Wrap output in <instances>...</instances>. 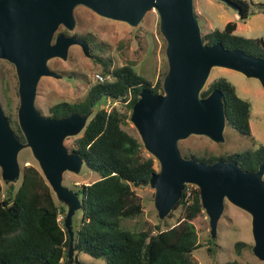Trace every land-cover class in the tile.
<instances>
[{
  "label": "water",
  "instance_id": "1",
  "mask_svg": "<svg viewBox=\"0 0 264 264\" xmlns=\"http://www.w3.org/2000/svg\"><path fill=\"white\" fill-rule=\"evenodd\" d=\"M240 12L234 0H221ZM84 5L102 17L137 25L145 13L155 9L159 30L166 41L167 70L162 92L142 87L133 103L130 120L143 146L159 163L150 176L153 204L159 218L173 209L185 183L199 189L200 201L209 218V232L216 235L225 201L251 215L253 253L264 261V165L242 169L235 160L206 162L183 156L178 142L190 134L224 140L226 124L222 92L213 88L201 95L213 66L256 77L264 87V58L239 48H227L220 41L207 43L201 32L193 0H0V59L14 65L19 103L17 121L24 134L14 133L0 102V175L4 183L15 182L23 170L18 152L29 147L39 168L66 204L64 225L69 234L67 257L74 258L72 216L81 208L77 191L63 184L64 171H78L83 159L64 143L86 124L91 111L60 117L46 116L35 105L36 88L43 75L60 77L50 68L52 57L66 59L71 44L80 45L92 56L89 43L78 34L57 31L75 26L74 8Z\"/></svg>",
  "mask_w": 264,
  "mask_h": 264
},
{
  "label": "trees",
  "instance_id": "2",
  "mask_svg": "<svg viewBox=\"0 0 264 264\" xmlns=\"http://www.w3.org/2000/svg\"><path fill=\"white\" fill-rule=\"evenodd\" d=\"M234 1L240 6V17L246 18L250 12L248 2ZM236 26L235 20H228L222 28L205 32V41H220L227 48H239L264 58V39L237 34ZM81 37L91 42L85 35ZM92 55L107 78L99 81L92 77L86 92L76 100L56 99L49 105L47 115L60 117L91 111L84 127L73 137L74 145L69 148L99 175L93 181L74 184V190L81 197V217L74 229L73 261L69 262L67 257L66 204L58 205L37 161L24 159L19 183L17 186L15 182L5 184V192L0 196V264H83L78 259L80 252L103 259L102 264H199L193 255V250L200 245L193 219L204 210L197 186L191 187L190 195L185 198L184 184L173 207H180L181 213L173 224L162 227L145 220L139 230L120 226L122 218L142 214V196L135 188L149 185L150 176L158 170L155 157L145 150L131 124V109L142 87L152 93L162 92V78L152 82L131 62L112 66L111 58ZM165 72L166 69L163 74ZM213 88L222 92L226 123L239 134L249 136L251 102L239 96L235 85L225 76L210 81L201 95H207ZM102 99H108L110 106H99ZM6 115L15 135L24 141L18 121L11 118L10 112ZM194 157L206 162L235 160L242 169L255 170L264 165V144L242 152L219 155L206 152ZM2 189L0 175V193ZM246 244L237 240L235 247L239 249ZM221 264L239 262L228 259Z\"/></svg>",
  "mask_w": 264,
  "mask_h": 264
},
{
  "label": "rangeland",
  "instance_id": "3",
  "mask_svg": "<svg viewBox=\"0 0 264 264\" xmlns=\"http://www.w3.org/2000/svg\"><path fill=\"white\" fill-rule=\"evenodd\" d=\"M246 1L250 12L246 18L242 19L237 9L221 0H193L194 11L198 16L202 34L216 27L222 28L228 20H235L237 22L235 33L264 39V4H261L264 0ZM74 16L73 30L60 25L56 32H74L80 36L85 35L91 40L89 43L91 54L96 53L111 58L112 66L131 62L139 73L152 82H156L159 78L163 79V72L167 70L166 41L159 31L158 15L155 9L148 10L141 22L135 26L102 17L84 5L75 6ZM48 65L61 76L43 75L37 84L35 105L46 116L49 113V105L56 99L76 100L82 97L94 73L100 72V64L94 61L93 55H85L77 44L69 46L66 59L52 57L48 60ZM221 75L235 85L239 96L251 102V134L241 135L227 123L223 130L224 140L219 142L205 135L190 134L178 142L183 156H185L184 153L194 157L206 152L213 155L229 151L242 152L264 144V87L256 77H249L240 71L221 66L212 67L205 86ZM17 85L14 65L5 59H0V102L5 113L10 112L11 118L16 120L19 103ZM110 104L108 99H102L99 106L109 107ZM73 137L75 135L66 136L64 139L68 148L74 145ZM17 157L21 167L24 159H34L28 146L20 149ZM155 163L158 168L156 159ZM98 176L97 171L82 162L78 171H64L62 182L67 187L75 189L74 184L90 182ZM19 181L20 178L15 181V186ZM5 184L3 181L0 196L5 192ZM135 189L142 196L143 212L137 217L122 218L121 227L139 230L144 226L145 220L159 223L162 227L176 222L181 213L180 207L173 208L172 215L161 219L153 204L154 189L150 185ZM57 202L60 207L65 206L63 201L57 199ZM61 216L60 214L59 217ZM80 217L81 210L77 209L72 216L73 229L77 227ZM193 223L200 242V245L193 250V255L199 264H221L228 259H237L239 264H264V261L259 259L251 249L254 242L251 232V215L244 209L226 200L214 237L209 232V218L205 212L196 216ZM237 240H242L247 244L236 249ZM208 247L211 250H208ZM78 259L83 264L104 263L103 259L85 252H80Z\"/></svg>",
  "mask_w": 264,
  "mask_h": 264
},
{
  "label": "built area",
  "instance_id": "4",
  "mask_svg": "<svg viewBox=\"0 0 264 264\" xmlns=\"http://www.w3.org/2000/svg\"><path fill=\"white\" fill-rule=\"evenodd\" d=\"M94 77L97 79V80H99V81H104L106 78H107V76L106 75H104L103 73H101V72H96V73H94ZM185 198H187L189 195H190V193H191V187H193V186H195L193 183H185Z\"/></svg>",
  "mask_w": 264,
  "mask_h": 264
},
{
  "label": "flooded vegetation",
  "instance_id": "5",
  "mask_svg": "<svg viewBox=\"0 0 264 264\" xmlns=\"http://www.w3.org/2000/svg\"><path fill=\"white\" fill-rule=\"evenodd\" d=\"M65 34H68V35H70V34H76V33H74V32H68V33H65ZM80 36V35H79ZM81 37V36H80ZM78 45V44H77ZM80 46V45H79Z\"/></svg>",
  "mask_w": 264,
  "mask_h": 264
},
{
  "label": "crops",
  "instance_id": "6",
  "mask_svg": "<svg viewBox=\"0 0 264 264\" xmlns=\"http://www.w3.org/2000/svg\"><path fill=\"white\" fill-rule=\"evenodd\" d=\"M237 27V26H236ZM236 30V29H235Z\"/></svg>",
  "mask_w": 264,
  "mask_h": 264
}]
</instances>
